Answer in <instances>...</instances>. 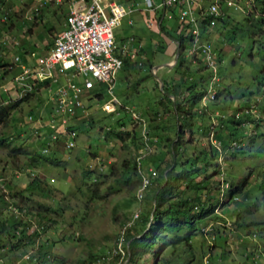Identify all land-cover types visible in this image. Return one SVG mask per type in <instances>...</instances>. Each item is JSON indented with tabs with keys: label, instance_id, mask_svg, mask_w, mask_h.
<instances>
[{
	"label": "rangeland",
	"instance_id": "1",
	"mask_svg": "<svg viewBox=\"0 0 264 264\" xmlns=\"http://www.w3.org/2000/svg\"><path fill=\"white\" fill-rule=\"evenodd\" d=\"M245 1L238 0L233 7L220 2L227 14L210 35L217 54L216 74L203 61L194 62L187 53L189 43H184L181 54L182 69L165 52L157 51V44L164 40L174 52L178 43L164 39L155 14L147 17H151V27L147 22L142 29L138 23L127 24L130 19L136 21L137 12L114 30L119 48L134 36L146 50L138 59L145 62L143 67L128 61L116 75L114 88L118 99L145 120L150 141L141 164L138 158L146 146L141 127L133 126L125 113L117 116L101 110L109 100L104 84L92 91L91 95L101 94L99 99H84L89 116L75 122V147L52 151L55 154L50 157L59 161L56 165L33 161L39 143L32 136L35 123L28 116L32 113L39 119L49 112L46 91L22 99L8 117L0 119V264H264V0H253L250 14L241 10ZM133 2L143 8L144 0ZM39 4L37 0H0V42L11 44L0 49L1 57L20 56L16 51L21 47L51 44V31L63 22L58 11L66 3H47L29 20ZM177 24L176 20L164 21L167 36L177 38ZM161 65L168 66L154 72ZM183 72L199 83L193 96L207 97L194 107V113L201 115L179 120L177 110L164 114L159 102L162 82L176 83V96H170L173 102L179 103L190 91L177 84ZM11 73L0 69V110L7 107L2 87ZM212 77L219 79L212 89L215 98L208 93ZM41 119L45 125L47 118ZM120 126L136 132L119 141L114 134ZM209 147L216 156L208 163L202 159L196 163L198 167L203 164L196 179H210L196 193L187 191L181 197L197 194L207 202L206 210L215 208L213 212L204 218L198 217L201 212L192 213L193 220H185L175 232L181 241L167 230L154 236L148 233L154 211L152 195L156 184H165L168 166L174 165L173 174L188 170L194 159L202 158V152L211 153ZM152 158L158 160L155 165L149 162ZM150 168L155 173L153 182L156 178L158 182L140 198V175ZM86 170H91L89 177ZM35 178L40 182L37 189L30 187ZM185 186L173 185L172 193ZM146 217L149 223L144 227L140 220ZM133 236L138 242L131 252Z\"/></svg>",
	"mask_w": 264,
	"mask_h": 264
},
{
	"label": "built area",
	"instance_id": "2",
	"mask_svg": "<svg viewBox=\"0 0 264 264\" xmlns=\"http://www.w3.org/2000/svg\"><path fill=\"white\" fill-rule=\"evenodd\" d=\"M62 1L67 4L65 25L55 36L50 51L37 57L31 54L33 64L24 62L20 56H14L12 63L5 68L8 72L19 68V73L9 82V86L2 87V91L9 95L6 104L20 101L40 90L49 94L51 112L38 117L39 119L28 116V120L35 123L31 130H34L32 136L39 143L38 151L48 156L53 150H72L75 147L78 137L75 122L79 116L89 114L84 99H99L101 94H91L96 87L104 84L109 100L102 105L101 110L117 116L125 113L133 126L141 127L146 145L145 153L141 154L143 157L138 158V163L141 164L149 151L150 141L145 120L133 107L123 104L114 94L116 75L125 65L126 59L143 67L142 61L138 60L142 44L130 37L119 48L114 37V30L121 25L123 19L134 15L139 9L136 6L127 7L120 0H37L40 4L33 8L29 20L36 18L39 10L47 3L60 4ZM201 1L162 0L155 3L153 0H144L142 10L155 14L156 20L160 12L161 20L178 19L182 26H187L191 38L187 53L194 62L203 61L205 68L216 74L217 54L212 41L206 37V32L213 29L220 22L219 19L227 14L220 2L223 1L225 7H233L238 4V0H213L207 6ZM252 3L253 0L245 1V8L241 10L250 14ZM129 25H132V21H129ZM147 25L151 27L152 22L149 20ZM135 42L137 45H134ZM174 43L177 44L176 41ZM177 46L179 50V44ZM218 82V78L212 77L208 91L213 94L212 98H215L213 86ZM98 91L101 92L100 89ZM206 97L204 95L202 100L206 101ZM41 118H47L45 125L41 124ZM107 131L111 130L108 128ZM120 131L128 130L120 126ZM140 177L138 194L142 198L155 179V173L150 168L141 172ZM137 217L136 215L135 218Z\"/></svg>",
	"mask_w": 264,
	"mask_h": 264
},
{
	"label": "trees",
	"instance_id": "3",
	"mask_svg": "<svg viewBox=\"0 0 264 264\" xmlns=\"http://www.w3.org/2000/svg\"><path fill=\"white\" fill-rule=\"evenodd\" d=\"M158 14H159V16L156 20L157 21L156 24L158 25L159 31H161V33L163 35H165L164 39H165V37L166 38L170 37L171 39L175 40L179 44V56H178V60L175 64V66L179 65V67H181V69H182L184 67V61H182V59H181V54H182V51L184 50V43L190 42V39H191L190 38V31L188 30V28H186L187 26H182V23H180L178 21V19H174V20H176V23H178L177 24L178 28L176 29L178 31L177 38L172 37V36H167V35H169L166 31L167 28L163 25L165 19L161 20L162 14L160 12ZM219 21H222V23H223L224 19L220 18ZM180 25H181V27H180ZM180 28H182L181 33H179ZM204 32H205V30H204ZM211 32H212V30H207V32H206V37L208 39L210 38ZM133 38L135 40V37H133ZM137 43H140V42L137 41ZM166 46H167V42H165V40H164L163 44H161V45L157 44L156 50L164 52L166 49ZM159 47H160V50H158ZM144 53H145V48H143V45H142L141 54H144ZM143 59H145V58L143 57ZM128 61L129 60L126 59L124 61V63L126 64ZM144 64H145V62H143V65ZM152 67L153 66L151 64H149V69H152ZM182 74L183 75L180 74L182 79L177 84L179 87L185 86L184 89H189L190 91L187 94L185 93L184 98L181 101H179V103H178V101L173 102L170 99V96H176L175 91H174V84H176V83H174L172 81L162 82L163 91L160 90V94H161L160 99L161 100L159 102V105L163 106L162 110H163L164 114H170V115L172 114L173 115V112L175 113V110H177L179 112V115L177 116L179 120L183 117L184 118H186V117L194 118L196 116L201 115L198 112L194 113V112H196L194 107H196L198 104V101L204 97V96L200 97V95H194L193 96L192 91L194 90L196 85H198L199 83L197 82V84H196L193 77H191L190 75H187L186 72H183ZM172 83H173V86H172ZM39 88H40V86H39ZM27 98H29V97H27ZM27 98H25V99H27ZM21 101L22 100L16 101L13 103L10 102L11 104L9 103L6 108H2L0 110V119L2 120L3 118L8 117L10 110L17 107ZM87 108L88 107H86V109ZM187 110H189V111L187 112ZM156 114H158V113L156 112ZM262 114H263V111L261 112V115ZM29 115H31L32 117L36 116L32 113ZM88 116H89V114H88ZM81 117H87V116H79L78 121L80 120ZM250 121L251 120L249 118L248 122H250ZM178 128H179V126H178ZM110 132H112V131H110ZM134 132H136L135 129H133L132 132H129V131L115 132L116 134H114L115 135L114 138H116L119 141H124L125 140L124 136L127 137L130 135H134L135 134ZM180 136H181V133H179L177 135L178 138ZM216 138H218V136H216ZM209 148H210V150H212L213 147L212 148L209 147ZM222 148H226V147L223 146ZM13 151L19 152V151H21V149L20 148H14ZM54 154L55 153H52L48 156H44V155L40 154L39 152L35 151L33 154V161H36V160L40 161V159H41L42 162H48L52 165H56L59 163V161L56 159V156L50 157L51 155L54 156ZM217 155H218V152H217ZM212 156L213 157L216 156V152L214 151V153H213V150L211 151V153L210 152H202V158L194 159L190 163L189 166H191V167L188 170L185 169V171H182V172L176 173V174L172 173V166H174V165L168 166L170 171L167 173L166 178L164 179L165 184L164 183L162 185L156 184L155 189H154V193L152 195L153 196L152 200L154 202L152 209H154V211L152 214V223L150 224V228L148 230V233H151L154 236L155 233H159V232L161 233L163 231H165V232L168 231L169 233L175 235V239H178L177 241H181L182 238L176 234L178 233L179 230H181L180 227L183 224H185V220H187V221H188V219L191 221L193 220L192 213L197 212V211L201 212V214L198 217L204 218V217L209 216L210 213L213 212V210L215 208L210 206L211 209L206 210L205 207L207 206L206 205L207 202H205L204 200L202 201L201 197H199V195H197V194H195L194 196H187L185 198L181 197V195L183 193H187V191L196 193L197 191H199L201 189L199 185L203 184V181H207L208 179H210V177L208 176V177H204V179H202V181H197L196 178H197V176L200 175V171L203 169L202 168L203 164L201 167H198L196 163L202 162V161H205L206 163H208V161L210 162V160L212 159ZM208 157H209V159H207ZM150 159H147V160H150ZM200 159H202V161ZM157 161L158 160L156 158H154V159L152 158V160L149 162H150V164L155 165L157 163ZM216 165H217V167L219 166L218 164H216ZM215 172H219V170H217ZM85 175L87 177H89L91 175V170H86ZM157 179L158 178H156V180L154 182L152 181L153 184L151 182V185H150L151 187L154 185L155 182H158ZM178 183H184L186 186H185L184 190H181V191L178 190L177 194H174V193H172V190H171L172 186L173 185L176 186V184H178ZM39 184H40V182L38 181V179L35 178L31 182L30 187L37 189L39 187ZM207 190H209V189H207ZM234 191H238V189L236 188L235 190H231L230 195H232L234 193ZM206 192H208V191H206ZM168 197H169V200H168ZM140 221L142 223V226L147 227V224L149 223L148 217L142 218ZM0 228H3L2 224H1ZM153 228H156L155 232L154 231L152 232ZM176 231H177V233H175ZM140 234H142V231ZM132 238H133V241L130 245L131 252H133V250H134L135 243L138 242V239L135 236H133ZM141 238H139V239H141ZM132 256H133V254H132Z\"/></svg>",
	"mask_w": 264,
	"mask_h": 264
},
{
	"label": "crops",
	"instance_id": "4",
	"mask_svg": "<svg viewBox=\"0 0 264 264\" xmlns=\"http://www.w3.org/2000/svg\"><path fill=\"white\" fill-rule=\"evenodd\" d=\"M128 2V3H127ZM126 3L127 4H125L127 7H129V6H135L136 4L133 2V0H128ZM136 2V1H135ZM203 4H205L206 3V0H202L201 1ZM138 9H139V17L138 18H136V21H133V20H128L127 21V24L129 25V21H132V25H129V26H133L135 23H138V26L142 29V27H143V25H144V23L145 22H147L148 23V21H149V19H151V17H149V18H147L148 16H149V14L148 13H145L142 9H140L139 7H137ZM66 12H67V4L62 8V10H60V11H58V14H60L61 13V15H63V22L61 21L60 23H59V25H58V30H52L51 32H52V36H53V40H52V42H51V44H48V43H46V44H40L39 46H35V48H32L31 46H26V47H21V48H19V49H17V51H16V49H13V51L15 52H19L20 54H18V55H20V57H21V59L24 61V62H26V63H28V64H33L34 63V60L30 57V55L31 54H38V56H43V55H46L49 51H50V49L52 48V46H53V42H54V38H55V36H57V34H59L62 30H63V28H64V25H65V21H64V18H65V14H66ZM137 13V12H136ZM135 14V13H134ZM43 15H41V17H42ZM129 17V16H128ZM148 26V25H147ZM57 31V32H56ZM56 32V33H55ZM51 36V35H50ZM49 36V37H50ZM131 37H134V36H131ZM135 40H136V42H137V40L138 41H140L141 39H136L135 38ZM141 42V41H140ZM5 43V42H4ZM174 43V42H173ZM0 44L2 45L1 47H0V49H1V51H4V50H6V47L5 46H9L10 47V43H6V44H2L1 42H0ZM142 44V43H141ZM17 47V46H16ZM145 46L143 45V48H144ZM8 49V48H7ZM155 49H156V47H155ZM146 51V50H145ZM171 59L173 58V60L175 59V57H176V53H177V51L176 52H174V49H171V48H169L168 47V45L166 46V49H165V51H164ZM172 53H173V55H172ZM8 55V54H7ZM37 56V55H36ZM14 58V55H12V54H9L8 56H6V57H1L0 56V69H2V70H4V73L7 75L8 74V71H6V67L8 66V65H10L11 63H12V61H13V58ZM170 59V60H171ZM161 68V67H160ZM159 68V69H160ZM158 69V70H159ZM155 72V71H154ZM154 72H153V75H154ZM19 73V68H14V70L12 71V73H11V75L9 76V77H6L5 78V83H6V85H8L9 86V82L13 79V77L15 76V75H17ZM5 76V75H4ZM181 90V89H180ZM4 93V92H3ZM7 95V97H9V95L7 94V93H4V95ZM1 95V97L3 96L2 94H0ZM45 110V109H44ZM51 110H52V105L50 106V109H49V112H45V115H48L50 112H51Z\"/></svg>",
	"mask_w": 264,
	"mask_h": 264
},
{
	"label": "water",
	"instance_id": "5",
	"mask_svg": "<svg viewBox=\"0 0 264 264\" xmlns=\"http://www.w3.org/2000/svg\"><path fill=\"white\" fill-rule=\"evenodd\" d=\"M178 56H179V50L177 51L176 53V57H175V60H174V65L176 64L177 60H178ZM163 66H168V65H161V66H158L155 71L157 72V70L160 68V67H163ZM156 76V75H155Z\"/></svg>",
	"mask_w": 264,
	"mask_h": 264
}]
</instances>
